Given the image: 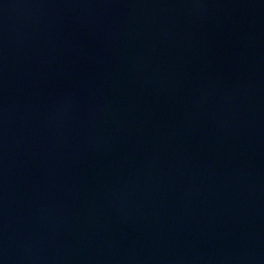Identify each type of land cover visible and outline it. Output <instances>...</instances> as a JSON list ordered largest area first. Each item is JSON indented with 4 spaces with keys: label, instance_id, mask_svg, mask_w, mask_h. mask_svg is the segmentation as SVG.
Masks as SVG:
<instances>
[{
    "label": "water",
    "instance_id": "1",
    "mask_svg": "<svg viewBox=\"0 0 264 264\" xmlns=\"http://www.w3.org/2000/svg\"><path fill=\"white\" fill-rule=\"evenodd\" d=\"M0 264H264V0H0Z\"/></svg>",
    "mask_w": 264,
    "mask_h": 264
}]
</instances>
